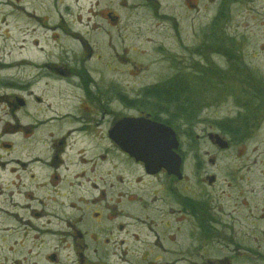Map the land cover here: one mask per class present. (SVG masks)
Segmentation results:
<instances>
[{
  "label": "rangeland",
  "instance_id": "374dc122",
  "mask_svg": "<svg viewBox=\"0 0 264 264\" xmlns=\"http://www.w3.org/2000/svg\"><path fill=\"white\" fill-rule=\"evenodd\" d=\"M41 1L44 0H0V61L10 54L15 64H23L11 69L0 67V98L23 97L30 102V112L48 110L49 106L53 111H69L74 91L69 90L66 80H43L32 87L33 96L24 86L7 81H21L31 71L29 67L51 63L73 67V63L87 60L85 67L98 85L137 101L134 106L117 101L110 104L114 117L137 113L145 117L154 112H160L163 119L165 115L169 117L174 111L163 112L165 106L156 110L157 102L147 92L178 80L184 82L198 103V116L192 124L182 119L173 127L181 143L179 153L185 160L184 182L171 184L164 175L151 182L140 167L131 166L126 160L122 164L113 157L103 167L102 188L116 193L115 200L123 192L139 199L135 203L122 200L124 217L110 225L111 262L106 264H264V0H204L203 16L194 12L188 19H181L186 15L179 6L181 0H163L165 11L178 18L177 24L152 18L151 30L149 23L142 21L140 38L127 37L125 41L124 47L135 52L126 54L119 46V56L104 47L100 34H92L87 38L100 54L92 60L87 54H79L76 41L70 37L52 40L42 29L32 36L33 20L27 21L23 10L36 11L46 21L47 15H55ZM76 1L75 5L71 3L75 7L71 8L70 17L85 20L92 7L87 0ZM100 6L92 8L95 13L102 9ZM61 12L64 14L65 9L61 8ZM80 31L86 38L85 29L77 23L76 32ZM116 32L111 34L115 39ZM36 97L45 101L43 105ZM234 120L241 130L250 127L247 134L244 129L241 131L244 137L240 139L225 135L220 128ZM210 129L229 141V150L214 147L206 137ZM210 176L216 177L214 184L209 183ZM182 200L189 209L196 210L199 203L215 209L220 225L213 241L203 237L196 220L189 218L185 225L177 222L175 214ZM143 201L149 204H141ZM108 215L107 212L105 218ZM137 219L152 225L139 224ZM121 224H125L122 231ZM28 229L24 231L25 239L15 228L6 231L0 227V264L16 259L24 260L23 264H79L73 259L72 249L50 238L41 239L38 248H34L35 231ZM229 238L237 243L232 245ZM121 239L128 242L124 248H118L122 246ZM124 249L128 252L122 259L125 261L113 257L116 253L112 252L119 255ZM53 254L57 255V262L47 261ZM143 254L148 257L146 261L139 259Z\"/></svg>",
  "mask_w": 264,
  "mask_h": 264
},
{
  "label": "flooded vegetation",
  "instance_id": "af4514ba",
  "mask_svg": "<svg viewBox=\"0 0 264 264\" xmlns=\"http://www.w3.org/2000/svg\"><path fill=\"white\" fill-rule=\"evenodd\" d=\"M87 1L92 8H99L100 5L103 7L96 13L90 8L85 20L80 17V21H77V16H71L74 20L70 21L71 8L75 7L76 0L41 1L55 14L47 15V21L36 15V11L30 13L23 10L21 13L27 21L33 20L32 36H37L42 29L50 34L52 40L70 37L76 41L79 54H87L89 60H92L95 54L100 55L97 53L98 49L94 48L93 41L87 38L92 34H100L104 39V47L111 48L119 56L117 52L119 46L126 54L130 51L135 52V49L124 47L125 41L127 37L137 40L140 38L142 21L148 22L151 30L152 18L160 23L174 21L177 24L179 21L177 17L165 11L163 0H102V3L98 0ZM203 2L204 0H181L179 6L186 11V15L181 16V19H188L194 12L202 17ZM71 3L74 5L71 6ZM61 8L65 9L64 14L67 15L61 12ZM131 17L132 21L129 20ZM77 23L85 29L86 38L82 36L81 31L76 32ZM130 31L132 35H129ZM112 32L117 33L116 39L111 35ZM125 60L121 58V61L127 64ZM86 62L87 60H79L73 63V67H59L52 63L43 67H29L31 71L23 76L22 82L8 79L7 82L10 84L24 86L26 92L32 96L34 95L32 87L43 80L59 83V79L66 80L69 90L72 89L74 95L71 96V110L65 112L53 111L51 106L48 110L43 108L30 112L28 111L30 102L23 97H16L14 100L11 97L0 98V227L6 231L15 228L20 237H25L27 234L24 231L31 228L35 231L34 248H38L41 239L50 238L72 249L73 259L79 264H106L111 262L108 251L111 241L108 232L112 230L110 225L124 217L122 200L127 198L133 203L139 201L135 194L126 195L124 192L116 195L115 200L116 193H108L102 188L105 186L103 167L111 162L109 158L121 160L120 163L126 160L131 166L140 167L151 182L152 178L164 175L169 178L171 184L185 181L183 171L185 160L179 153L181 143L173 126L154 119L152 114L143 117L138 113L137 115L122 113L123 116L114 117L110 104L117 101L122 105L125 103L133 105L137 101H130L120 93L114 94L106 86L98 85L88 67H85ZM21 66L23 64L14 63L10 54L0 61V67L7 69ZM36 101L40 105L45 102L40 97H36ZM17 114H21L22 118H18ZM140 118H149L166 124L176 132L179 140L178 154L182 157V179L169 175L164 169L154 175L148 173L142 162L133 158L114 140L115 134L118 137L128 129L125 123L120 125L122 121ZM212 130L206 132V137L214 147L219 148L212 142L210 135L220 134ZM221 137L227 140L224 136ZM229 149L230 143L228 149L220 150ZM211 162L214 163L215 160L211 159ZM116 169L117 167L113 170ZM210 178H214V181L211 182ZM120 180H123V176H120ZM208 180L210 184H214L216 177L210 176ZM141 204L147 206L149 203L143 201ZM186 204L185 200L180 201V209L175 214L178 215L177 222L185 225L189 218L196 220L203 237L213 241L220 225L218 213L205 203H199L196 210L189 209ZM107 212L109 215L105 218ZM136 222L152 225L138 219ZM124 227L125 224H121L119 230L122 231ZM229 241L232 245L237 243L233 238H229ZM230 243L226 245L229 246ZM15 245L20 246V243ZM120 245L122 246L118 248L126 247L127 240L121 239ZM11 253L16 254L13 250ZM28 254L31 252L28 251ZM112 254L117 255L118 257L115 255L113 257L119 258L121 262L128 256L126 249L119 255L117 252ZM139 259L146 261L148 257L143 254ZM57 260L56 254L47 257L49 262ZM23 263L24 260L21 259L12 262L6 260V264Z\"/></svg>",
  "mask_w": 264,
  "mask_h": 264
},
{
  "label": "water",
  "instance_id": "95a60500",
  "mask_svg": "<svg viewBox=\"0 0 264 264\" xmlns=\"http://www.w3.org/2000/svg\"><path fill=\"white\" fill-rule=\"evenodd\" d=\"M123 123L128 129L114 136L123 150L142 162L148 173L154 175L164 169L169 175L182 179V157L177 153L179 140L172 128L149 118L124 120L120 125ZM210 139L222 150L229 147L228 141L220 135H210Z\"/></svg>",
  "mask_w": 264,
  "mask_h": 264
},
{
  "label": "trees",
  "instance_id": "16d2710c",
  "mask_svg": "<svg viewBox=\"0 0 264 264\" xmlns=\"http://www.w3.org/2000/svg\"><path fill=\"white\" fill-rule=\"evenodd\" d=\"M147 94L156 100L157 103L154 105L155 108H157L156 110H163V106H165L163 112H168L169 110L174 111L169 117L165 115V119L160 116V112H154L153 117L158 121H163L174 127V125L181 122L182 119L188 122V124H192L198 116V103L194 100L191 92L188 91V87L181 80L168 83L165 86H156L147 92ZM240 126L241 125L235 121L227 126L223 123L220 128L225 135L240 139L244 137L241 131L244 129L246 131L245 134H247L250 128L249 126H245L241 130Z\"/></svg>",
  "mask_w": 264,
  "mask_h": 264
}]
</instances>
